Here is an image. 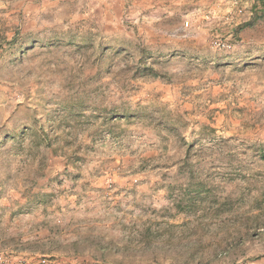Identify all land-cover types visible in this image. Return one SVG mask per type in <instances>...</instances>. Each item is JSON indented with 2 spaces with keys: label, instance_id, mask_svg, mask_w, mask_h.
I'll use <instances>...</instances> for the list:
<instances>
[{
  "label": "rangeland",
  "instance_id": "rangeland-1",
  "mask_svg": "<svg viewBox=\"0 0 264 264\" xmlns=\"http://www.w3.org/2000/svg\"><path fill=\"white\" fill-rule=\"evenodd\" d=\"M255 1L0 0V264H264Z\"/></svg>",
  "mask_w": 264,
  "mask_h": 264
},
{
  "label": "trees",
  "instance_id": "trees-1",
  "mask_svg": "<svg viewBox=\"0 0 264 264\" xmlns=\"http://www.w3.org/2000/svg\"><path fill=\"white\" fill-rule=\"evenodd\" d=\"M253 10L255 14H258L259 12L264 14V0H256L253 5Z\"/></svg>",
  "mask_w": 264,
  "mask_h": 264
},
{
  "label": "crops",
  "instance_id": "crops-1",
  "mask_svg": "<svg viewBox=\"0 0 264 264\" xmlns=\"http://www.w3.org/2000/svg\"><path fill=\"white\" fill-rule=\"evenodd\" d=\"M41 233L43 234V231H41Z\"/></svg>",
  "mask_w": 264,
  "mask_h": 264
}]
</instances>
